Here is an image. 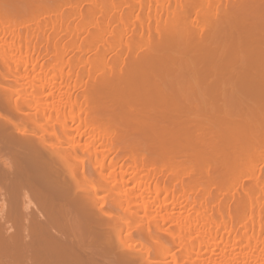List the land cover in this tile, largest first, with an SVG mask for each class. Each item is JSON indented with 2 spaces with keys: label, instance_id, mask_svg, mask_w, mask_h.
Listing matches in <instances>:
<instances>
[{
  "label": "bare ground",
  "instance_id": "bare-ground-1",
  "mask_svg": "<svg viewBox=\"0 0 264 264\" xmlns=\"http://www.w3.org/2000/svg\"><path fill=\"white\" fill-rule=\"evenodd\" d=\"M9 1L38 15L42 14L34 19L36 25L41 23V17L52 11L54 4H58V7L59 1L63 2L60 6L63 7L62 11L56 10L60 14L56 12L58 15L53 18H48V14L44 20L45 27L52 31L46 36L44 46L42 43H33L32 35L22 39L20 28L16 26H20V21L16 23L13 14L0 8V63L8 71L4 74L0 71V82L8 83L5 80H10V75L16 74L14 80H8L16 88L13 89L17 93V88L24 89L23 95L30 93V99H26L28 102L22 103L25 107L23 112L18 102L13 108L16 107L17 114L24 115L28 122H40L41 132L43 127L57 121L80 126L86 124L89 128L69 139L65 134L71 135L75 130L70 127L71 124L65 125V129L61 127V135L57 133L58 130L52 133L48 127L44 131L46 134L41 133L42 136L49 134L47 137L31 138L33 132L30 131L27 136L17 131L18 127H23L22 122L20 124L19 119L18 126L8 111H4L10 99H13L11 94L16 92L12 90L13 94L9 89L5 91L7 98H11H8L9 103L7 100V104L0 107V264H123L130 259H139L141 253L133 255V248L132 255L126 251L127 248L123 252L129 241L127 238L118 237L115 240L110 234L115 226L114 219L103 210L106 205L103 206L102 198L98 197L99 192L112 193L110 196H116L115 200L120 199L119 204L123 201L126 207L138 202L147 203L142 208L143 216L138 219V223L143 222L139 224L141 236L147 232V238H155L159 233L156 231L165 230L163 225H174L176 231L170 232L169 237L183 248L181 256L189 260L188 263L264 264V243L259 238L260 231L255 234V226L262 231L261 221L253 217L247 220L246 216L247 209L252 212L260 209L264 203V179L259 178L258 173V164L264 165L260 164L263 163L261 159H264V150L260 149L264 144V0H198L190 5L184 3L185 0H122L124 5H129L126 16L123 10L125 18L121 15L116 18L114 2L105 7L102 0ZM134 6L138 7L137 15L133 13ZM63 12L68 13L66 18L62 16H65ZM188 12L193 15L189 27L178 26V15L182 13L186 16ZM118 23L123 24L120 70L115 71L116 62L104 60L99 67L81 72L80 66H89L91 62L88 56L90 51L85 46V35L94 41H102V44H98L103 45L101 48L107 54L120 46L104 38L108 43L105 44L102 38L108 35L107 39H112ZM224 73L239 77L243 90L251 93L257 106L254 118L225 111L200 113L181 95L182 84L187 78ZM82 88L84 90L78 93ZM109 90L111 92L107 94ZM49 100L53 102L48 104ZM107 104L117 109L122 124L124 121L136 131H147L150 145H156L163 152L161 160L154 154L138 155L134 148L130 152V161L135 166L132 176L136 177L133 176L129 181L140 179L136 186L141 187L138 188L141 194L132 192L125 185L129 183L125 179L129 169L126 168L129 166L127 160L120 166L121 172L120 169L119 173H116L118 170H112L117 160H120V154L117 153L123 148L115 140L116 129L108 128L99 118L102 115L101 108ZM11 105H8L9 109ZM66 109L68 112L64 114ZM28 111H33V114ZM13 129L17 131L15 134ZM63 130H66L65 133ZM89 131L91 134L92 131L98 133L93 140H88L90 142H83L84 134H89ZM62 133L64 137H61ZM50 135L56 136L55 141H58L57 136L61 137L60 140L66 138L70 141H66V144V139H63L67 147L60 140V145H50L46 139ZM98 139L104 141L103 144L98 145ZM93 141H97L95 143L102 149L98 150ZM93 147L94 152L91 153ZM79 152L87 155L91 153L94 157L91 163L98 168L95 179L100 185H96L97 188L93 185L96 184L93 176L87 174L81 179L77 177L76 174H82L79 165L82 167L85 163H76ZM113 153L118 157L115 155L108 163L106 157L110 154L113 156ZM71 154L76 160H71ZM68 158L77 164L74 165L79 169L78 172L72 166L73 162L66 164ZM177 158L183 159L187 165H193L186 171L189 176L199 173L210 183L217 182L218 178L229 179L245 172L247 175L255 174L259 167L258 174H255L258 180L257 176L249 175L255 180L254 186L258 192H253L251 186H243L246 201L242 205L243 211L240 210L236 218L229 214L231 219L220 216V220L213 221L207 219V214L200 217L198 211L199 217L195 211L190 214L191 210H196L195 207H204V195L201 198L205 201L195 198L191 203V194L183 181L185 186L181 185L178 191L174 186L162 188L159 185V176L170 178L182 173L179 165L173 163ZM156 161L166 163L167 167H154ZM196 162L206 165L202 169L205 175L194 167V164H198ZM89 186L94 187L91 192ZM161 192L164 193L162 200ZM150 194H155L153 198L161 203L153 205L155 203L151 202V205L145 202L146 195L150 197ZM182 200L186 203L184 206ZM168 201H171L173 209L178 208L180 211L191 207V210L187 209L186 215L182 213L185 217L175 216ZM179 211L177 213L181 215ZM260 212L258 218L263 213ZM152 215L155 217L152 218ZM150 218L155 220L153 228L147 224L145 230L144 224L149 223L146 220ZM127 224L129 226L131 223L128 221ZM237 224L242 231L239 237L232 240L230 235ZM220 229L227 231L228 236L220 237ZM194 234L196 238L192 237ZM160 246L163 259L170 258L173 264H180L179 255L172 253L166 241ZM142 260L145 262L146 258ZM157 262L153 261L154 264Z\"/></svg>",
  "mask_w": 264,
  "mask_h": 264
},
{
  "label": "rangeland",
  "instance_id": "rangeland-1",
  "mask_svg": "<svg viewBox=\"0 0 264 264\" xmlns=\"http://www.w3.org/2000/svg\"><path fill=\"white\" fill-rule=\"evenodd\" d=\"M9 2H7V0H0V8L5 9L8 12V14H13L14 15L13 19L15 20L16 23H17V21L18 22L20 21L19 22L20 26L25 23L22 26V28L14 23L17 26L18 29L20 28L19 31H21L20 34L22 35V39L24 37L27 38V37H30V35H32V38H33L32 42L33 43H37V44L38 43H42V45L44 46L46 44V40H45L46 36L48 37L52 33V31L48 30V28L45 27L46 25H44L45 24L44 20L47 19V15L48 14H49L48 18L50 16L52 18H53V16L56 17V14L58 13L56 10H58L59 12L62 11L63 7L61 8L60 6L62 5L63 2L59 1V6L58 7H57V5H58L57 3H56L57 5L54 4V7H52L53 8L52 9L53 12L51 11L52 13L50 12L47 15L45 14L46 18L45 17H41L42 21L39 24L40 26L35 24L34 19L35 18L37 19L38 16H42V14L38 15V14L34 13L32 10L27 9L26 7L20 6L19 4L15 3V2H10V4H9ZM69 2H75V0H70ZM113 2L115 3V6H116L117 11H118V12L116 11V13H117L116 18H119L120 15L123 16L124 14L126 16L129 13V5L128 4L124 5L122 0H102V4L106 5L105 7H107L108 5H111ZM196 2H198V0H185L184 1V3H189V5L192 4V3H196ZM127 5H128V7H127ZM55 6L58 9H56ZM123 10H125L124 14H123ZM137 11H138V7L134 6L133 7L134 15H137L139 13V11L138 12ZM67 12H69V11L67 10ZM58 14H60V13H58ZM62 14H65V16L62 15L64 18H66L67 15H68V13H66V12H63ZM125 16H123V17L125 18ZM192 16H193L192 13H189V12H188V14L186 16H184L182 13H180V15H178V20H179L178 24H180V25H178V26H181L183 28H185L184 26L189 27V22L191 21ZM13 19H12V21H13ZM115 28L116 29L113 32L114 34H112V35H114V37H112V39L116 38V39H114L115 41L112 40L111 38L107 39V37H108V35H107V37L105 36V37L102 38L103 41H104L103 43L108 44L104 40V38H106V41L109 40L108 42L111 41L110 43H112V41H113L115 46H120L119 49L121 48V50L113 48L107 54L105 53L106 55L104 54V52H106V51L103 52V49L101 48V46H103V45H101L102 41H100V42L99 41H94V40L90 39V37H87V35H85V37H86L85 38V46L90 51L88 56L90 57L91 62H90L89 66L81 65L80 66V71L81 72H84L88 68L99 67L101 63H104V60H110L112 63L116 62V65L114 66L115 71L118 72L120 70V68H121L120 59L123 57V49H122L123 48V35H122L123 34V24L118 23V26L115 27ZM112 35H109V36H112ZM121 36H122V38H121ZM7 42L9 43L10 41H7ZM98 43H101V44H98ZM105 47H103V48H105ZM72 55H74V54H72ZM72 55H70V56L72 57ZM47 67L48 66H46V68ZM5 69L6 68L3 66V64L1 62L0 63V71H1L2 74H4L3 72L6 71ZM67 70H68V68H67ZM7 72L8 71H6V73ZM12 74H14V73H12ZM7 75H10V74L8 73ZM13 76H16V74H14ZM13 76L11 77V75H10V80L9 79L5 80L8 83L1 84V82H0V102L2 103V104L0 103V107L3 104L6 105L7 102L9 103V99L8 98L10 96H8V98H7V95H6L5 91L9 89V90H11L10 92H12V90L16 89L12 85L11 82L9 83V81L14 80ZM10 84L12 85V87L10 86ZM242 86L243 85L241 84L239 77L232 76V75H230V73L229 74L228 73H224L223 75H217V76L216 75L215 76H204V77H201V78H199V77L198 78L189 77V78H187V81H185L182 84V88L183 89H182L181 95L183 97L187 98L191 102V105L194 108V110H196L197 112H200V113L208 114V113H213V112L225 111V112H228L230 114H237V115L239 114V115H244L245 117L249 116V117H253L254 118L256 116V115H254L255 111L257 110L255 99L253 98L251 93H249L248 91L247 92L244 91ZM13 88H15V89H13ZM17 89L19 90L18 91L19 94L17 93L16 90H15L16 92L14 91L16 95L12 92L14 94V95L11 94L13 99H10V104H8V105L12 104L11 107H10V109H12L11 110L12 114L9 113L10 109H9L8 105H7V107H5V108H8L7 110H5V108H4V111L5 112L8 111L9 116H11V118L13 117L12 120H14L16 123L17 122L19 123V119H20V124L22 122L21 125L23 127H18L17 131H20V132H22L24 134L26 133L27 136H29V133H31L30 131H32L33 134L31 133L30 135L32 137L31 136L30 137L31 138H35V139H37L39 137H42V138L43 137H47L49 134H47V136L43 134L44 136H42L41 133L46 131L47 130L46 128H48V127H49V130L52 131V133H54L53 130L54 131L58 130L57 133L61 135V133H59V130L61 129V127L63 126L62 129H65V125L69 126L71 124L70 127L72 129H75V130H73V132H71V135L69 133L70 136L67 133L65 134L66 136L69 137V139L78 136L83 131H86V130L88 131L89 125H86V124H84V125L82 124V126H80L78 124L75 125L74 123L72 124L71 122H69L71 119H68L69 123L64 122L66 124H62L61 122H58V121L57 122H51V123H53V125L52 124H50V125L48 124L49 125V126L47 125L48 127H46L45 122H44V126L46 128L43 127L44 130H42L43 132H41L40 131V127L41 126L39 127L40 122H37L36 124L33 123V122L32 123L28 122V120H26L24 115L19 114V113H18L19 115L17 114V108L16 107H15V109L13 108L14 107L13 105H15L16 102H18L17 105L21 106L20 110L23 112V109L25 108L23 105L28 102L26 99H28V100L30 99V96H29L30 93L28 95V93L26 94V92H24L26 95H23V91L22 90H24V89H21V88L20 89L17 88ZM83 90H84V88L79 90L78 93L82 92ZM10 92L8 93V95H10ZM110 92L111 91L109 90L107 94H110ZM78 93H76L75 95L78 96ZM27 96H29V97H27ZM79 97H80V95H79ZM25 100H26V102H24ZM52 102H53L52 100H49V103L48 102L47 103L51 104ZM22 103H23V105H22ZM101 111H102V115L99 116V118H101L102 123H104V125L107 126L108 128L114 127L116 129L115 140L123 148V150L120 153H117V154H120L119 157L116 154L113 153V156H111L112 154L108 155V157H106V160L109 163L110 160L115 158V155L118 158H120V160H117V162L115 161L116 165H117V166L114 165L115 169L114 168L112 169L115 172H116V170L120 169V166L122 165V163L125 160H127L128 161L127 164L129 166H127L126 168L127 169L129 168V169H128V173H127L128 176L126 175L125 179L128 180L129 183L126 182L128 184H125V185L132 192H134L136 194L137 193L141 194L140 193L141 192L140 191L141 187H137L136 186V184L139 185V183L137 182L138 178H136L135 181H133V180L129 181V179H131V178L133 179L134 177H136L134 175H133L134 177L132 176V172H133L135 166L130 161V156H129L130 152L134 148L138 155H140V154L144 155L145 154L147 156L148 154H151V155L154 154V156L156 158H159L160 160H161V155H162L163 152L158 147H156V145L155 146H151L150 145V142L148 140V132L147 131L142 130V129L140 131H136V130H134L132 128V126L130 124L124 123V121H123V124H122L120 122L119 112L117 111L116 108L111 107L110 104L104 105V107L101 108ZM67 112H68V110L66 112H64V114L67 113ZM27 113L33 114V111H31V112L28 111ZM8 114H6L7 117H9ZM19 116L22 118V120H21V118H19ZM66 116L68 117V114ZM65 118H64V121H67L66 120L67 118L66 119ZM60 121H63V119L61 120V118H60ZM54 123H55V125H54ZM41 125H43V123H41ZM51 125L54 126L53 127L54 129L52 128V130H51V127H52ZM18 126H20V125L18 124ZM21 128H23V131H22ZM108 128H105V129H108ZM19 129H21V130H19ZM72 129H71V131H72ZM11 131H10V133H11ZM17 131L15 129H13V134H15V132H17ZM65 131L63 130V133H65ZM90 131H89V134H87L88 132L86 134H84V136L82 138L83 142H90L88 140H93L95 138L96 134L98 133V132H93L92 131V134H91ZM63 133H62L61 137H64ZM13 134H11V135H13ZM16 135H18V137L19 136L23 137L22 135H19V134H16ZM61 137L57 136L58 141L54 140L56 138V136H54V135L53 136L50 135V138H46V139L49 141L50 145H54V143H56V145L58 146V145H60V144H58V142H59ZM63 139H66V138H62V140H60V142L63 141V142H61V144L63 143L62 145L64 147H67V146H65V143H66L67 139L65 140V143H64ZM98 140H99L98 142L97 141H93L94 142L93 145L94 146L96 145V148L98 150H100L102 148L100 146L98 147L97 144L99 143L98 145H101V144H103L104 141H102L100 139H98ZM69 141H67V143ZM95 142H97V144ZM94 148L95 147H93L91 149V153L94 152V151H92V150H94ZM261 148H263L262 150H264V144H263V146L260 147V149ZM79 153H80V155L78 154V156H76V158H78L76 163H78V165H79V163H81L82 161H83V163L85 162L82 165V167L85 165V168L84 167L82 168L81 165H79V169L80 170L78 168H76V166L74 165L76 163L73 162L74 160H76V158H73L72 154H71V160H73V161H71L69 159L70 158V155H69V158H68L69 160L66 159L67 160L66 164H70V162H73L72 166L76 168L75 170H77V172H78V170L82 171V174L79 173V176H78V174H76L79 179H81L83 177V175H87L88 174L91 177L92 176L94 177L93 179L95 180L96 184H93V185H95V186L98 185V184L100 185V182L97 181L98 179L97 180L95 179V178H97L96 175H98V174H96V172H98L97 171L98 168L96 169L97 166H94L91 163V161L92 162L94 161V157L91 155V153L89 155H87L88 153L86 154L85 152L84 153L86 155L83 152H79ZM260 153H262V151H260ZM262 154H264V152ZM261 157H262V155H261ZM263 158H264V156H263ZM262 161H263V163H260V164H264V159H261V162ZM104 162L101 161L102 164H107V162H105V163ZM101 163H100V165H102ZM173 163L176 166L179 165L178 167L181 169L180 171L182 172L181 173L182 175L179 174V175H177V177H174V176L170 177L169 176L170 178L166 177V175L159 176L158 180L160 181L159 182L160 184L159 183L158 184L161 185L162 188H171V187L174 186V188L176 187L175 188L176 190L177 189L178 190L181 189V185H183V186L186 185V187H187L186 189L189 190L188 193H190L191 197H192L191 198L190 195H189V197H190V199L192 201L191 203L194 202L193 200H195V198L197 199V201H200L201 199L205 198L206 199V203H207L206 204L205 202H203L204 203V207L207 206L206 209H204L203 206H198V207H195L196 210H191V207H187L186 209L182 208L179 211L178 208L173 209V206H170L171 201H168V203L170 202L169 203V206H170L169 208H170L171 212L174 211L172 213L173 214L175 213V216L179 215V216H184L185 217V215L187 214L188 210L189 211L191 210L192 212L190 211L189 212L190 214H192L194 211L195 212L198 211V214H200V217H201V215L203 217V216H205L207 214L206 215V217H208L207 219L211 218L210 220L213 219V221L214 220L218 221L220 216L224 217V218L229 217L227 219H231L230 217H232V216H228L229 214L230 215L232 214L233 217L236 218L237 216L235 217V215H238V213H240V210L243 211L244 207L242 205L246 201V193L243 190V186L244 185L245 186L247 185L246 187H248V186L250 187L251 186L253 192H258L256 187L254 186L255 185V182H254L255 180H253L252 179L253 177H250L249 175H255V174L259 173V178L263 177L262 180L264 179V174H261V172L264 173V171H263L264 170V165L262 166V165H259V164H258V166L260 167V170H259L258 173H256V172L259 169V167H257L258 169L255 171V174H250L249 173V175H247L246 174L247 172H245L243 174L239 173V175L241 174L240 176H238V174H236L235 177L234 176H233V178L229 177V179H227L228 177H226V179H222V180H221V178H218L217 179L218 183L217 182L210 183V182L207 181V178L201 176L199 173H198V175L189 176L186 171L189 170L193 165H191V164L187 165L185 162H183V159L177 158V159H175L173 161ZM182 163H184V164H182ZM196 163H198V164H194V167L198 171L202 172L203 175H205V172H203L204 170H202V169L204 168L203 166H206V165L201 163V162H196ZM139 164H140V160L138 161V165ZM64 166H66V165H64ZM67 166H69V165H67ZM73 167H70V168H73ZM154 167L165 169L167 167V164L163 163L161 161H159V162L156 161ZM261 167L263 168L262 171H261ZM121 168H123V166ZM66 169H68V168L66 167ZM127 169H126V171H127ZM106 172H108V171H106ZM120 172H121V169H120ZM116 173H119V170ZM143 175H145V174H143ZM143 175H141V176H143ZM180 175H181V177H180ZM256 176L257 175H255V177ZM137 177H139V176H137ZM255 177H254V179H255ZM174 178L176 179V182H174ZM256 179L258 180V176L256 177ZM158 180L156 179V182ZM154 181H155V179H154ZM182 181L185 183V185H184V183ZM234 181H236V182H234ZM179 182L182 183V184H180ZM154 184H155V182H154ZM154 184L152 183V185H154ZM112 185H114V184H112ZM233 185H235V186L232 188ZM90 186H92V184ZM90 186H89V189H88L89 192H91L94 189V187L91 188ZM95 188H97V186ZM138 188H140V189H138ZM227 188H229L232 191L227 190ZM220 189H222L223 192ZM162 190L164 191L165 189H162ZM99 194L100 195H98V197L102 198L103 206L106 205L103 210L105 212H107L108 214H111L113 216V219H114L115 226H114V228L112 230H110L111 231L110 234L112 235V237L115 240L119 239L118 237H121L123 239L127 238V240H129L128 241L129 244L126 242L127 243L126 244L127 247H124L123 252H125V250H126L125 248H127L126 251L130 252V254L133 251H134L133 255L137 254V256H138L139 255L138 253L139 252L141 253L139 255V259L140 260L139 259H130V260H128V262H130L129 264H134V263L136 264L137 262H141V264L142 263L146 264L145 262H147V261H148L147 264H154L153 261H155V262L158 261L157 264H164V263L166 264L168 262H169L168 264H173L171 262L172 259H170V258L163 259V255H162L163 249H162V246H160V245H162V243L165 242V241H166V243H168L171 246L170 248H172V250H171L172 253L175 256L179 255L178 256V260H179V257H180V260H179L180 264L181 263L182 264H192V263H188L190 261L185 259V258H183L181 256V252H182L183 248L181 246H179V243L176 242V241H173L171 239V237H169L170 236V232H175L176 231V227L174 225H169V224L163 225V228L165 229L164 231L163 230L162 231H160V230L156 231V232H159L156 235L158 237L155 236V238L149 239L150 238L149 236H148L149 238L146 237L147 236V232H145L146 233L145 236H141L142 229L139 228V227H141L139 224L142 225L143 222L139 221V223H138V219L143 216L144 213L142 212V208H143V206L144 207L147 206V203L145 204L143 202L144 203L143 204L142 202H138L136 204H130V205H128L129 207H126L127 204L123 205V201H122V204H121V202L119 204L118 201H121V200L118 199V197H117L118 201L115 200L116 196L111 197L112 193L102 194V192H99ZM151 194H150V197L148 195H146L149 198L146 197L148 200L145 198V200H146V201L144 200L145 202H149V204H151V205H152L151 202L155 203L153 205H156V204L158 205L159 203H161V201H159V200L157 201V200H155L153 198V197L156 196L155 194L152 195V196H151ZM163 195H164V193L161 192L160 200H162V198H164ZM203 195H204V197H203ZM201 197H203V198H201ZM65 199H61V200H65ZM182 202H184V200H182ZM184 204H186V203L184 202L183 206H184ZM193 205L197 206V204H193ZM124 207H126V208H124ZM202 207H203V209H202ZM242 207H243V209H242ZM200 208H201V210H200L201 212L199 211ZM262 208L264 209V203L262 204L260 209L253 210L252 211L253 213L249 212L248 209H247L246 213H248V214L246 216L248 218H250V215L252 214L251 218L250 219L247 218V220H251L253 218L254 219L257 218V219H259L261 221L260 226L262 225V227H260V229L262 228V231L258 230L259 228L257 226H255V231L256 232L255 231L254 232H255V234H257L258 231H260V233H259L260 237L259 238H260L261 242L264 243V210ZM257 210H258V212H260L262 210L261 212H263V213L260 212L262 214V215H260L261 218L260 217L258 218L259 214H258ZM178 211H179V213H181V215L177 213ZM182 213H184L185 215L182 214ZM198 214H197V212L195 213V215H197V216H198ZM203 214H205V215H203ZM154 217H155V215H152V218H154ZM151 220H152V222H151ZM153 220L154 219H151V218L149 220H146L147 222L149 221V223H146V221H145L146 224H144V229L147 228V226H148L147 224L151 225V227H152L153 224H154ZM128 221H129V223H131L129 226H128V224L126 225V223H128ZM154 226H156V225H154ZM211 226L214 227L213 229H215V226H213V225H211ZM212 227H209V228H212ZM145 230H147V229H145ZM155 230H156V228H155ZM221 230L222 229H220V231H218L219 232V236L220 237H222V236L227 237L228 236L227 235V231H225L224 229L222 231ZM241 231H242L241 226L240 225L238 226V224H237V226L234 227V230H233L232 234L230 235L231 239L233 240L234 238L236 239L237 237H239V234H240ZM192 237L196 238V234H194ZM167 240H170L171 242H167ZM149 247L151 248V251H150ZM132 248L134 249L133 251H131ZM160 248L162 249V251H161ZM147 253H148V255L149 254L150 255L148 256ZM144 255H147V256L144 257ZM156 256H159L160 258H158V257L155 258ZM161 256H162V258H161ZM150 257L153 258V259H151ZM143 258H146V260H144L145 262H142ZM128 262L126 261L123 264H127Z\"/></svg>",
  "mask_w": 264,
  "mask_h": 264
}]
</instances>
